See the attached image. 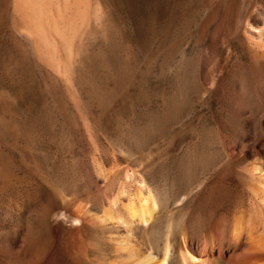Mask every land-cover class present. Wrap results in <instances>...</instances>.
Segmentation results:
<instances>
[{
    "label": "rangeland",
    "instance_id": "obj_1",
    "mask_svg": "<svg viewBox=\"0 0 264 264\" xmlns=\"http://www.w3.org/2000/svg\"><path fill=\"white\" fill-rule=\"evenodd\" d=\"M86 3L75 32L54 15L39 40L0 0V264H105L102 233L84 242L72 219L84 206L92 227L139 185L181 243L193 195L218 174L246 205V170L264 166V0Z\"/></svg>",
    "mask_w": 264,
    "mask_h": 264
},
{
    "label": "bare ground",
    "instance_id": "obj_2",
    "mask_svg": "<svg viewBox=\"0 0 264 264\" xmlns=\"http://www.w3.org/2000/svg\"><path fill=\"white\" fill-rule=\"evenodd\" d=\"M60 1L64 2L62 7L58 5ZM60 1L17 0V10L26 19L28 36L46 40L47 29L57 30L54 15L64 19L70 33L75 32L76 25L86 22V0H73L74 16L71 18H66V11L70 13L69 0ZM64 43L68 45L65 40ZM245 178L248 195L246 205L230 196L227 182L218 174L212 178L208 190L200 191V198L197 196L199 200H196L195 195L191 197L187 229L183 228L181 243L173 237L176 223H167L162 234L157 231L159 208L150 191L141 190L142 185L136 187L135 191L117 190L102 214H96L92 227L82 220L83 215H88V209L80 207L74 212L77 217L75 215L72 219V222L78 223L75 235L84 242L89 241L87 228L96 227L113 253V256L108 255L109 259L105 258L108 259L105 264H264V249L257 247L252 237L253 230L264 232V166L249 167ZM216 232L226 241V245L217 241ZM190 240L199 246V254L187 245ZM257 240L258 243L260 237ZM225 246L231 251L243 246L242 257L230 260L226 256Z\"/></svg>",
    "mask_w": 264,
    "mask_h": 264
}]
</instances>
